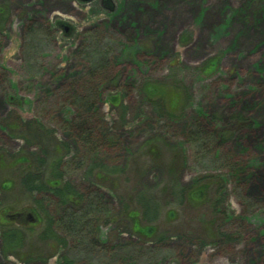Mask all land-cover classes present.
Here are the masks:
<instances>
[{
    "label": "rangeland",
    "instance_id": "rangeland-1",
    "mask_svg": "<svg viewBox=\"0 0 264 264\" xmlns=\"http://www.w3.org/2000/svg\"><path fill=\"white\" fill-rule=\"evenodd\" d=\"M1 9L0 264H264V0H0ZM33 25L48 36L30 37ZM92 31L117 81L95 102L93 155L67 129L66 99L90 69ZM149 86L162 94L150 98ZM115 93L119 107L108 102ZM195 124L224 130L221 149L192 151ZM59 159L64 181L97 190L109 210L93 250L44 238L43 212L56 218L61 206L21 185L28 173L49 183ZM92 161L120 172L87 182ZM9 230L22 243L5 254Z\"/></svg>",
    "mask_w": 264,
    "mask_h": 264
},
{
    "label": "trees",
    "instance_id": "trees-1",
    "mask_svg": "<svg viewBox=\"0 0 264 264\" xmlns=\"http://www.w3.org/2000/svg\"><path fill=\"white\" fill-rule=\"evenodd\" d=\"M4 12V9L0 10V19L4 18ZM33 34L38 35L41 39L48 36L47 30L39 25H33L29 28V36L32 37ZM87 42V47L82 56L86 58L90 69L79 78L71 81L67 87V103L74 110V115L69 120L67 129L92 154L91 152L98 149L95 131L91 123L96 107L95 102L100 101L104 88L111 86L112 90H117V81L112 77L108 67L110 51L107 49L105 39L100 37L97 31H92L87 36ZM158 90L154 86H149L146 87L145 91L152 98L155 97L152 95L154 92L159 94ZM108 102L113 107H119L122 104V97L115 93L108 97ZM210 120H215V117H211ZM231 120L240 121L242 118L239 115H234ZM227 136L228 134L224 130H209L202 124H195L191 126L187 133V143L192 151L202 156L221 149ZM66 152L69 154L68 149ZM84 159L76 158L71 160L72 163L70 164H74V170H80L86 165ZM39 164L42 166L43 161L39 160ZM63 166L61 159L51 165L49 183H45L39 174L28 173L22 177L21 185L28 193L51 196L61 206L62 211L56 218L50 217L47 211L43 212L47 221L44 238L53 240L61 249H65L66 245L71 242L80 248L84 247L87 251L93 250L97 247V237L95 236L96 219L100 215L108 213L109 210L104 206L101 197L97 194V190L88 192L84 190L76 191L70 182L64 181L65 173L61 169ZM119 172L105 168L98 161H92L86 170L85 178L87 182H93L94 184V181L102 180L103 175L112 176ZM36 204L43 209L40 202H36ZM141 208L144 211L143 217L148 221L153 220L155 213L149 215L148 205L146 203L143 205L142 203ZM58 231L59 236L57 235ZM138 234L148 235L142 230H139ZM2 242L4 253L6 254L12 247L20 246L22 235L18 230L6 231L2 235ZM59 264L74 263L68 257L62 256Z\"/></svg>",
    "mask_w": 264,
    "mask_h": 264
},
{
    "label": "water",
    "instance_id": "water-1",
    "mask_svg": "<svg viewBox=\"0 0 264 264\" xmlns=\"http://www.w3.org/2000/svg\"><path fill=\"white\" fill-rule=\"evenodd\" d=\"M79 1L82 2V3H89V2H91V1H93V0H79ZM62 27H63V29H64L65 34L68 35L69 32H70V28L67 27V26H65V25H63V24H62ZM157 93H158V92H154L152 95L155 96Z\"/></svg>",
    "mask_w": 264,
    "mask_h": 264
}]
</instances>
